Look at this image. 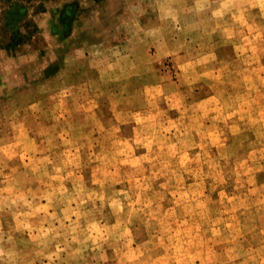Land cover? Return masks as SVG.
I'll use <instances>...</instances> for the list:
<instances>
[{
  "label": "clouds",
  "instance_id": "clouds-1",
  "mask_svg": "<svg viewBox=\"0 0 264 264\" xmlns=\"http://www.w3.org/2000/svg\"><path fill=\"white\" fill-rule=\"evenodd\" d=\"M17 5L0 264H264V0Z\"/></svg>",
  "mask_w": 264,
  "mask_h": 264
},
{
  "label": "rangeland",
  "instance_id": "rangeland-1",
  "mask_svg": "<svg viewBox=\"0 0 264 264\" xmlns=\"http://www.w3.org/2000/svg\"><path fill=\"white\" fill-rule=\"evenodd\" d=\"M11 4H12V0H0V17L6 15L7 22L10 24V23L15 22L17 18L23 19V16H25L27 17V22L29 24L40 25V27L32 34L35 37L34 42L39 43L45 49H48V42L43 39V25L41 24L42 17H38L36 15V13L41 10L42 6L37 7L35 11L31 15H29L27 8H23L22 6H19V5L14 6L12 8ZM29 6H31L30 3H29ZM21 8H22L23 13H21ZM15 43H19V41L14 40L13 45ZM48 51H49V54L51 55V52L54 51V48L48 49ZM206 92H207V89H203L202 91H198L197 95H203Z\"/></svg>",
  "mask_w": 264,
  "mask_h": 264
}]
</instances>
